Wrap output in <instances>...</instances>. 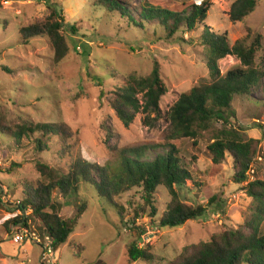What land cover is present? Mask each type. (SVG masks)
I'll use <instances>...</instances> for the list:
<instances>
[{"label": "rangeland", "instance_id": "1", "mask_svg": "<svg viewBox=\"0 0 264 264\" xmlns=\"http://www.w3.org/2000/svg\"><path fill=\"white\" fill-rule=\"evenodd\" d=\"M98 1L0 0V129L48 123L56 126L58 133L47 139L48 150L38 151L33 140L24 138L18 144L9 133L0 132V181L4 189L0 192V241L7 242L0 250V264H51L34 242V234L28 233L25 241L18 242L13 239V232H27V229L11 225L7 231L5 225L19 214L15 206L17 201L22 203L25 187L30 188L41 179L38 161L54 167L57 177L64 175L73 181L65 195L60 189L53 192L58 213L74 225L68 241L54 252L56 264H150L142 260L131 263L127 255L142 192L134 188L119 195L105 193L113 190L105 169L117 162L125 148L166 144V140L176 142L183 153V163L201 183L199 190L187 193L184 189L183 197L206 203L210 195H220L224 201L220 207H209L205 216L172 229L151 225L145 216L137 218L136 225L146 230L140 245L151 244L158 259L173 260L185 246L207 241L225 226L246 225L253 217L255 202L243 190L245 184L233 179L237 173L233 160L227 158L219 165L212 160L207 148L212 142V132H204L196 145L189 138L170 139L172 106L182 93L209 76L199 41L203 26L193 32L177 33L170 39L158 25L144 31L132 27L127 20L97 6ZM120 1L133 7L142 0ZM148 1L178 10L203 0ZM209 2L212 5L206 21L209 30L225 34L230 45L245 38L248 28L262 36L255 63L264 71V0L242 22L229 18L235 0ZM52 3L62 8L65 17L62 33L69 50L61 60L56 59L49 37L25 41L20 34L23 26L44 20ZM154 60L161 64L162 78L168 88L161 101L162 116L140 112L126 127L112 106L113 92L124 85L130 73L148 75ZM219 65L222 73L241 67L240 60L232 55L222 59ZM97 77L102 78V87ZM227 115L231 126L248 139L260 141L254 170L264 180V127H261L264 126V78L252 95L236 96ZM217 127L221 129L222 122ZM14 162L20 163V167L10 171ZM155 197L161 210L170 201L164 188H159ZM82 204H86V209L77 216ZM40 226L39 222L31 221V229L37 233Z\"/></svg>", "mask_w": 264, "mask_h": 264}, {"label": "trees", "instance_id": "2", "mask_svg": "<svg viewBox=\"0 0 264 264\" xmlns=\"http://www.w3.org/2000/svg\"><path fill=\"white\" fill-rule=\"evenodd\" d=\"M259 1L235 0L228 13L230 20L244 21L256 10ZM98 2L97 6L108 14H117L138 30H148L153 25L162 27L170 39L177 33L193 32L203 26L204 31L199 41L204 48L209 76L201 79L189 92L182 93L172 106L169 113L172 132L170 139L176 141L189 138L196 145L204 132H212V142L207 148L213 162L219 165L231 158L237 171L233 179L238 184H245L243 190L255 202L253 217L246 225L238 228L223 226L209 240L185 246L175 259H158L151 244L140 245L146 230L136 225L137 218L145 216L150 219L151 225L172 229L205 216L209 207H220L224 201L220 195H210L206 203H197L189 197H183L184 189L187 193L199 190L201 183L194 179L190 169L183 163V153L176 142L168 143L166 140V144L125 148L117 162L114 165L109 164L105 169L107 181L111 182L113 188L105 193L109 196L119 195L134 188L142 192V204L136 208L131 226L133 240L127 246L129 262L142 260L150 264H264V180L254 170L260 154V141L245 137L243 132L231 126L227 117L234 98L238 95H252V91L260 86L264 78V71L256 67L255 63L257 53L262 47V36L254 34L248 28L245 38L230 45L225 34L219 35L209 30L206 23L212 6L209 0H203L200 4L192 3L190 7L184 6L178 10L169 5L150 3L148 0H142L139 4L132 5L133 7L120 0ZM48 10L49 14L44 20L23 26L20 34L25 41L28 38L49 37L56 59L61 60L69 50L66 37L62 33L65 17L62 8L56 3L50 4ZM231 55L240 60L241 67L222 73L219 62ZM4 68L9 71L7 67ZM97 80L102 87V78L97 77ZM167 92L161 64L154 60L148 75L130 73L126 77L124 85L113 92L112 106L123 124L128 127L140 112L147 116L153 113L156 117H161V101ZM101 93L104 94V91ZM219 122H222L221 129L217 127ZM55 127L48 123L23 124L17 129L2 128L0 132L9 133L18 144L24 138L31 139L38 151H45L50 148L47 139L52 134H58ZM36 165L41 179L34 186L25 187L20 205L22 213L9 219L5 225L7 231H10L11 225H17L38 235L40 241L33 240L42 250L48 237L56 252L68 241L74 225L58 213L53 192L60 189L65 195L73 181L64 175L57 177V170L45 162L38 161ZM17 167H20V163L14 162L9 170L13 171ZM159 188H164L170 197L163 210L155 197ZM3 190L0 181V192ZM85 209L86 204H82L77 210V216ZM31 221L41 224L38 233L31 229ZM5 245L7 242L0 241V250Z\"/></svg>", "mask_w": 264, "mask_h": 264}, {"label": "built area", "instance_id": "3", "mask_svg": "<svg viewBox=\"0 0 264 264\" xmlns=\"http://www.w3.org/2000/svg\"><path fill=\"white\" fill-rule=\"evenodd\" d=\"M20 205H21V201H17V205L15 207L17 208V211L19 212V214L22 213L20 210ZM28 233H30V232H28V230H27V232L15 231V232H13V239L16 241L18 240V242L22 241V240L25 241V236H28L29 235ZM30 234L31 235L34 234V236H35L34 239H36L37 241H40L39 237L35 233H30ZM43 251H44L45 260H47L51 264H56V261L53 260L55 250L53 249L51 242H50L48 237H47V241L44 244Z\"/></svg>", "mask_w": 264, "mask_h": 264}]
</instances>
